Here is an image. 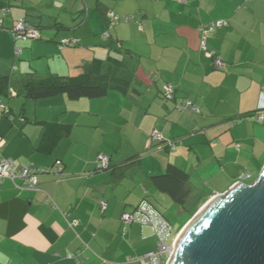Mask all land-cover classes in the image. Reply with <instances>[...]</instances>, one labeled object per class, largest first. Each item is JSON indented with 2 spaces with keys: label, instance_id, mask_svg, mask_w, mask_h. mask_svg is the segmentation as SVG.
<instances>
[{
  "label": "crops",
  "instance_id": "obj_1",
  "mask_svg": "<svg viewBox=\"0 0 264 264\" xmlns=\"http://www.w3.org/2000/svg\"><path fill=\"white\" fill-rule=\"evenodd\" d=\"M0 21V77L11 79L0 84L1 156L60 170L39 173L37 191L0 186V264H148L131 259L157 251L158 239L124 225L123 213L150 203L177 238L200 206L264 170V0H0ZM20 21L40 39L15 40ZM95 63L129 83L76 100L30 99L18 85L27 73L77 77ZM100 155L136 163L117 179L98 170ZM169 165L189 175L186 209L151 182Z\"/></svg>",
  "mask_w": 264,
  "mask_h": 264
},
{
  "label": "water",
  "instance_id": "obj_2",
  "mask_svg": "<svg viewBox=\"0 0 264 264\" xmlns=\"http://www.w3.org/2000/svg\"><path fill=\"white\" fill-rule=\"evenodd\" d=\"M167 264H264V170L209 199L181 230Z\"/></svg>",
  "mask_w": 264,
  "mask_h": 264
},
{
  "label": "built area",
  "instance_id": "obj_3",
  "mask_svg": "<svg viewBox=\"0 0 264 264\" xmlns=\"http://www.w3.org/2000/svg\"><path fill=\"white\" fill-rule=\"evenodd\" d=\"M110 18L117 20L110 14ZM0 21V26H1ZM214 24H212L209 30H213ZM202 33L207 32V26H203L201 29ZM12 35L15 40L18 41H35L40 39V32L37 28L32 27L26 24L23 21L18 22L13 28ZM77 41L63 42V46H76ZM205 47V44L203 45ZM22 50L17 49L15 51L16 56L21 55ZM215 67L217 69H224L225 65L223 61L217 59L215 61ZM163 95L165 98L173 100L174 91L170 85H165L163 88ZM178 107L184 110L197 111L196 106L190 101H181L178 104ZM0 115L3 116L6 110L4 106L0 103ZM4 109V111H3ZM238 123V120L231 121V126ZM153 138L156 141H161L162 137L158 132L153 133ZM239 147V146H238ZM57 165H61V162H57ZM110 167V159L105 155H100L97 160V168L99 171H107ZM41 172H46L49 174H60V170L56 167H52L48 170H37L31 166H18L12 160L6 159L1 156L0 153V186H2L5 181H11L14 186H17L19 189L26 188L30 190L37 191L38 186V175ZM250 178L249 173H243L241 175V180H246ZM17 181L21 182V186L17 185ZM219 195V194H217ZM216 195V196H217ZM215 197V196H214ZM102 207L105 208V204L102 203ZM122 222L124 225L140 224L143 226L151 227L154 231L155 236L158 239V248L157 251L146 254L142 257H137L131 259L132 261H141L143 259L147 260L148 264H167L172 252L173 244L176 240V237L172 236L173 227L169 221L161 214L154 212L150 206L141 205L137 210L133 212H125L122 215Z\"/></svg>",
  "mask_w": 264,
  "mask_h": 264
},
{
  "label": "trees",
  "instance_id": "obj_4",
  "mask_svg": "<svg viewBox=\"0 0 264 264\" xmlns=\"http://www.w3.org/2000/svg\"><path fill=\"white\" fill-rule=\"evenodd\" d=\"M108 20L111 21V19ZM10 81V77H0L2 87H9ZM127 83L129 80L125 78L102 74L100 64L96 63L89 74L77 77L55 75L42 77L31 72L21 76L18 81L25 96L34 100L53 98L59 95H65L72 100L103 98L108 94L111 86L126 85ZM49 126L57 130V136L68 134V129L63 125L56 127L57 125L50 124ZM135 163V159H129L116 166H112L110 163L107 171L112 170L115 177L121 179ZM151 182L159 191L167 194L176 204L186 209L192 196V188L189 185V175L185 171L175 165H169L165 173L151 177ZM148 206L153 209L152 204L148 203Z\"/></svg>",
  "mask_w": 264,
  "mask_h": 264
},
{
  "label": "rangeland",
  "instance_id": "obj_5",
  "mask_svg": "<svg viewBox=\"0 0 264 264\" xmlns=\"http://www.w3.org/2000/svg\"><path fill=\"white\" fill-rule=\"evenodd\" d=\"M256 178H257V177H255V178L252 179V180L247 181V183H253V182L256 180ZM204 204H205V203H204ZM202 206H203V205H202ZM202 206H200L199 209H200ZM199 209H197V211H198ZM197 211H196V212H197Z\"/></svg>",
  "mask_w": 264,
  "mask_h": 264
}]
</instances>
